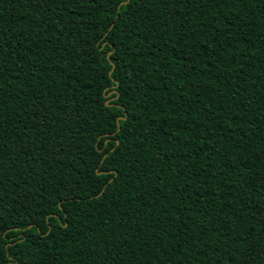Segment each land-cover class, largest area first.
<instances>
[{"label": "trees", "instance_id": "1", "mask_svg": "<svg viewBox=\"0 0 264 264\" xmlns=\"http://www.w3.org/2000/svg\"><path fill=\"white\" fill-rule=\"evenodd\" d=\"M0 264H264V0H0Z\"/></svg>", "mask_w": 264, "mask_h": 264}]
</instances>
